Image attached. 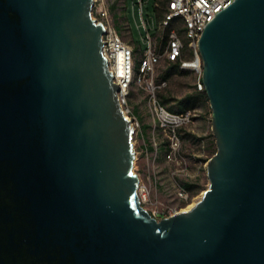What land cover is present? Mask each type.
<instances>
[{"label":"water","instance_id":"water-1","mask_svg":"<svg viewBox=\"0 0 264 264\" xmlns=\"http://www.w3.org/2000/svg\"><path fill=\"white\" fill-rule=\"evenodd\" d=\"M92 7L0 0V183L22 204L36 259L264 264V0H232L201 32L209 186L160 220L138 198L133 118ZM1 247L0 264H19Z\"/></svg>","mask_w":264,"mask_h":264},{"label":"rangeland","instance_id":"rangeland-1","mask_svg":"<svg viewBox=\"0 0 264 264\" xmlns=\"http://www.w3.org/2000/svg\"><path fill=\"white\" fill-rule=\"evenodd\" d=\"M109 9V20L117 23L123 40L132 45L135 50L136 64L142 56L145 48L143 41L144 31L139 27L141 20L137 0H105ZM157 2V5H154ZM115 4V11L111 10V4ZM158 6V10L156 7ZM164 4L157 0H144L143 16L157 24ZM125 14V17H124ZM174 26L181 27V21L175 20ZM183 34V29L180 28ZM153 35L162 34L161 29L153 28ZM183 58H189V50H184ZM202 61V60H201ZM168 61L161 59L154 70V80L161 85L157 91V97L162 94L166 99L167 108L177 107L178 100L196 89L197 74L190 69L174 70L166 79H160L159 74L164 70ZM202 64V63H201ZM204 90V89H203ZM148 91L134 86L129 94L128 102L132 114L139 120L140 127L145 124V136L137 137L134 131L133 147L135 159L133 170L139 177V182L148 188L146 200H140L141 205L147 209L156 219L160 220L169 211L180 210L187 203H196L209 186L207 175V161L216 151L215 137L212 133L211 107L208 99L197 101L189 109L194 113L191 122L185 125L180 132V148L174 160L165 158L166 138L157 128L156 123L149 113ZM134 106L136 108L133 111ZM184 182L194 185L189 191L191 198L187 202L179 200L176 196L178 185ZM141 199V198H140Z\"/></svg>","mask_w":264,"mask_h":264},{"label":"built area","instance_id":"built-area-1","mask_svg":"<svg viewBox=\"0 0 264 264\" xmlns=\"http://www.w3.org/2000/svg\"><path fill=\"white\" fill-rule=\"evenodd\" d=\"M231 1L169 0L157 26L151 19L144 18V0H137L141 20L139 27L145 33L143 41L146 46L136 64L134 47L123 40L121 33L110 22L106 1L93 0L91 15L104 27L101 37L102 53L113 75V81L119 87L118 97L123 111L129 119L133 118L132 126L134 131H137L140 123L132 114L128 97L134 86L148 91V110L157 128L166 138L165 158L169 161L175 159L180 148L181 129L191 122L194 113L190 109L181 112L171 111L159 101L156 91L165 82L162 81L161 84L155 82L153 77L155 65L163 58L168 62L178 61L181 69H190L197 74L195 87L197 90H203L202 61L198 52V40L208 21ZM175 20L181 21L180 28L183 29V34L180 33V28L174 26ZM153 28L161 29L162 34L153 35L151 33ZM185 47L191 53L190 58H183L182 53ZM137 194L139 200H146L148 188L139 182ZM176 196L183 202L191 198L190 192L181 185L176 188ZM176 211L178 210L169 211L164 217H170ZM150 214L153 216V213Z\"/></svg>","mask_w":264,"mask_h":264},{"label":"flooded vegetation","instance_id":"flooded-vegetation-1","mask_svg":"<svg viewBox=\"0 0 264 264\" xmlns=\"http://www.w3.org/2000/svg\"><path fill=\"white\" fill-rule=\"evenodd\" d=\"M21 205L19 199H13L8 186L0 183L1 249L18 260L19 264H48L37 260V256L32 253L33 244L25 235L29 225L25 221L27 218Z\"/></svg>","mask_w":264,"mask_h":264},{"label":"trees","instance_id":"trees-1","mask_svg":"<svg viewBox=\"0 0 264 264\" xmlns=\"http://www.w3.org/2000/svg\"><path fill=\"white\" fill-rule=\"evenodd\" d=\"M168 1L169 0H162L161 3H163L165 5ZM110 7H111L112 11H115L116 6L114 3L111 4ZM155 7H156V10L159 9L158 6H155ZM164 12H165V7L163 8L162 12L158 13V15L160 17H162ZM114 25L118 29V31L120 32V28L117 25V23L114 22ZM184 50H186V47L183 49V52H184ZM178 69H181L179 67L178 61L168 62L166 67L164 68V70L159 74V78L160 79H166L174 70H178ZM158 99L162 104H165L167 101V99L162 94L159 95ZM207 99L208 98H207V95H206L204 90L195 89L194 92H191L190 94H187L184 98L179 99L177 107H171L168 109L171 111H175V112H181V111L189 109V106H193L195 102L206 101ZM214 152H215V150L213 151V153ZM183 187L185 189H187L188 191H190L194 187V185L191 183H188V182H184Z\"/></svg>","mask_w":264,"mask_h":264},{"label":"crops","instance_id":"crops-1","mask_svg":"<svg viewBox=\"0 0 264 264\" xmlns=\"http://www.w3.org/2000/svg\"><path fill=\"white\" fill-rule=\"evenodd\" d=\"M157 1H162V0H157ZM154 5H157V2L154 4ZM166 5H167V3L165 4V9H166ZM124 17H125V14H124ZM162 17H160L159 18V20L161 19ZM159 20L157 21V26H158V22H159ZM190 55H189V58H190V56H191V53H189ZM135 110H136V108H135V106H134V109H133V111L135 112ZM145 124H142V126H141V128L137 131V137L138 138H143L144 136H145Z\"/></svg>","mask_w":264,"mask_h":264},{"label":"bare ground","instance_id":"bare-ground-1","mask_svg":"<svg viewBox=\"0 0 264 264\" xmlns=\"http://www.w3.org/2000/svg\"><path fill=\"white\" fill-rule=\"evenodd\" d=\"M194 205H195V203H187V204L185 205V207L181 208L179 211H176V213H178V212H182V211H187V210H189L190 208H192ZM176 213H175V214H176ZM157 220H158V219H157Z\"/></svg>","mask_w":264,"mask_h":264}]
</instances>
